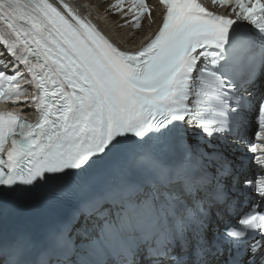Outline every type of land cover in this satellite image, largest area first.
Here are the masks:
<instances>
[{
    "label": "snow or ice",
    "instance_id": "6c2138e0",
    "mask_svg": "<svg viewBox=\"0 0 264 264\" xmlns=\"http://www.w3.org/2000/svg\"><path fill=\"white\" fill-rule=\"evenodd\" d=\"M211 3L0 0V264H264V0Z\"/></svg>",
    "mask_w": 264,
    "mask_h": 264
},
{
    "label": "bare ground",
    "instance_id": "6f19581e",
    "mask_svg": "<svg viewBox=\"0 0 264 264\" xmlns=\"http://www.w3.org/2000/svg\"><path fill=\"white\" fill-rule=\"evenodd\" d=\"M91 1L93 4H97L101 2V0H91ZM205 1L208 7L213 6L211 0H205ZM106 20L110 21V23L106 25V28L110 30V32L113 34V36L116 38V40L119 43H124V38H126L127 35L131 33L132 29L128 26L118 28L110 19L107 18ZM146 26H147V20L145 19L143 27L139 29V35L142 33V29H144Z\"/></svg>",
    "mask_w": 264,
    "mask_h": 264
}]
</instances>
